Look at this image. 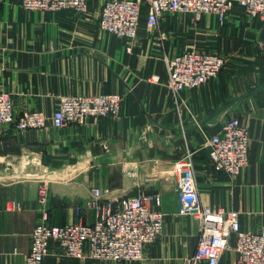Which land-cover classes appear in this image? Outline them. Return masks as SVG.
Instances as JSON below:
<instances>
[{
  "label": "crops",
  "instance_id": "crops-1",
  "mask_svg": "<svg viewBox=\"0 0 264 264\" xmlns=\"http://www.w3.org/2000/svg\"><path fill=\"white\" fill-rule=\"evenodd\" d=\"M105 1L88 0L87 12L79 14L25 10L19 0H0V90L11 95L17 115H51L66 95L122 96L117 116L63 128L2 129L0 170L16 162L35 165L37 174L0 181V264H24L43 214L57 225L93 222L94 188L111 199L157 194L154 207L164 213L158 238L138 261L78 259L54 250L43 264H185L196 249L199 223L180 213L172 169L186 151L192 152L200 204L237 210L244 229L264 225V20L234 7L222 22L211 14L167 13L147 30L143 8L138 35L126 50V39L98 27ZM193 47L221 55L224 65L175 101L162 85L164 57ZM229 117L245 123L250 138L248 163L234 178L215 169L206 144ZM41 187L45 203L38 202ZM235 257L224 250L218 264H234Z\"/></svg>",
  "mask_w": 264,
  "mask_h": 264
},
{
  "label": "built area",
  "instance_id": "built-area-1",
  "mask_svg": "<svg viewBox=\"0 0 264 264\" xmlns=\"http://www.w3.org/2000/svg\"><path fill=\"white\" fill-rule=\"evenodd\" d=\"M19 1L25 10L68 9L79 14L88 10V0ZM234 7L250 17L264 20V0H106L100 8L97 24L100 29L126 39V50H130L138 35L143 8L146 10L145 28L150 30L157 27L160 17L167 13L190 14L195 19L202 14H211L222 22ZM164 64L166 79L162 85L177 101L183 90L197 88L214 79L224 65V58L215 52L193 47L164 57ZM121 104L122 96L116 92L66 95L59 98L51 115L40 110H26L17 115L11 95L0 90V135L8 125H13L16 131L42 129L48 125L63 128L72 123H83L88 117L117 116ZM206 142L216 170L234 178L247 165L248 128L237 117L225 119L221 129ZM191 155V151H186L172 169L180 213L194 216L199 223L196 249L185 264H218L227 249L236 255L234 264H264V225L258 230L244 229L237 210L200 204ZM91 196L94 221L57 225L44 219L37 223L30 233L24 264H43L44 257L54 250L60 255L104 262L143 258L145 247L158 238L164 224V213L154 207L160 203L159 196L145 192L111 199L99 188H94Z\"/></svg>",
  "mask_w": 264,
  "mask_h": 264
},
{
  "label": "rangeland",
  "instance_id": "rangeland-1",
  "mask_svg": "<svg viewBox=\"0 0 264 264\" xmlns=\"http://www.w3.org/2000/svg\"><path fill=\"white\" fill-rule=\"evenodd\" d=\"M26 166L28 168L30 167V170H26L25 169ZM36 167H37V165H36ZM36 171L37 170L35 168V165H29V164L25 165V164H19L16 162L14 164L10 163V164H7V166H4L2 170H0V181L1 180H8V179L9 180H17V179L18 180L19 179H28L29 180V179H32L33 177H35V175L37 174ZM41 201L43 203H45V201H46V193H45L44 187L40 188V192L38 194V202H41ZM19 208H20V205L18 203H15V209H19ZM44 219L46 221L48 220V218L45 214H43L42 220H39V222L43 221ZM77 221H80V220H77ZM39 222H37V223H39ZM68 223H70V222H68Z\"/></svg>",
  "mask_w": 264,
  "mask_h": 264
}]
</instances>
